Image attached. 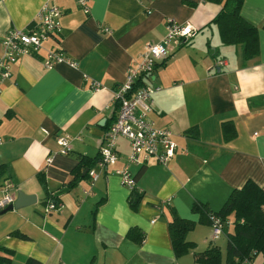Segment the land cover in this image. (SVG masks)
Wrapping results in <instances>:
<instances>
[{
  "label": "crops",
  "instance_id": "obj_1",
  "mask_svg": "<svg viewBox=\"0 0 264 264\" xmlns=\"http://www.w3.org/2000/svg\"><path fill=\"white\" fill-rule=\"evenodd\" d=\"M46 3L60 7L61 30L17 58L0 92V200L7 182L14 184L15 200L19 190L37 199L0 210L8 263L199 264L195 252L218 244L193 204L219 210L248 180L264 186V0H245L242 7L259 27L260 52L249 60L240 44L224 43L214 22L221 4L208 0H90L89 14L75 0H0V56L2 38L14 28L33 30ZM173 21L189 23L193 35L138 87H159L148 118L172 130L175 155L167 163L152 158L142 167L130 165L143 195L138 209L116 172L128 164L125 137L118 138L119 159L99 169L94 184L88 175L68 186L80 157L99 161L118 111L116 87L139 63L145 45L162 41ZM50 49L67 61L46 66ZM60 135L69 136L68 154L61 152ZM53 201L57 207L47 212ZM165 202L198 222L188 233L196 248L181 257L172 245V212L161 206ZM132 227L144 232L142 242L127 236ZM244 263L264 264V253Z\"/></svg>",
  "mask_w": 264,
  "mask_h": 264
},
{
  "label": "built area",
  "instance_id": "obj_2",
  "mask_svg": "<svg viewBox=\"0 0 264 264\" xmlns=\"http://www.w3.org/2000/svg\"><path fill=\"white\" fill-rule=\"evenodd\" d=\"M75 1L86 14L90 13V0ZM61 14L62 11L58 5L46 3L39 12L38 21L33 30L14 28L2 38L0 92L6 81L11 78L12 66L17 58L22 54L38 50L44 40L61 30ZM104 29L110 31L109 27ZM192 35L193 29L189 23L170 22L166 37L160 42L146 44L139 63L129 67L125 81L119 84L114 91V103L117 105L118 111L114 122L107 131L100 159L96 167L89 171L91 184L97 180L99 169L107 168L119 159L117 148L119 137H125L130 141V153L128 164L117 169L116 172L121 175L123 183L132 190L136 187L137 182L130 170L131 164L142 167L152 158H156L161 163H167L175 155L178 144L173 138L172 130L159 128L148 118V113L152 111L150 100L159 87L138 86L142 76L151 74L159 60L169 56L177 46L183 44ZM63 61H67V58L62 52L50 49L45 63L46 66L52 67L55 63ZM92 85V88L100 87L97 82H92ZM58 141L62 145L61 152L68 154L71 151L69 136L60 135ZM13 186L14 184L11 182L3 184L2 192L4 194L0 200V210L14 203L16 197L12 193ZM56 207L55 201L49 202L47 212ZM210 225L213 229L212 238L214 241L225 234L226 222L218 215L211 216Z\"/></svg>",
  "mask_w": 264,
  "mask_h": 264
},
{
  "label": "trees",
  "instance_id": "obj_3",
  "mask_svg": "<svg viewBox=\"0 0 264 264\" xmlns=\"http://www.w3.org/2000/svg\"><path fill=\"white\" fill-rule=\"evenodd\" d=\"M221 4V10L214 18L219 25L222 39L225 44H240L243 56L246 60L255 58L260 52L259 27L247 20L242 14L245 0H208ZM97 160L80 157L79 163L73 170V178L68 186H75L77 182L89 175V170L94 167ZM87 165V166H86ZM86 166V167H85ZM88 168V169H87ZM5 169L0 167V176ZM85 170L88 172L84 173ZM42 184H46V178L40 174ZM143 195L135 187L128 197L133 209H138ZM169 206V202L161 204ZM172 218L169 220L172 245L177 256L187 254L196 248V244L188 239V233L195 228L198 222L179 215L173 206L170 207ZM194 212L200 214V223L211 224V216L218 215L226 222L225 231L228 236L227 264H241L248 260L250 263L259 254L264 253V186H260L253 180H248L241 188L232 190L227 200L219 210H213L207 202H195L192 207ZM233 215V230L230 216ZM231 222V223H230ZM127 236L142 242L144 232L139 227H132ZM11 250L0 245V264H6L11 260ZM196 262L199 264H221L223 252L219 245L211 244L204 251H196ZM26 264H42L36 259H28Z\"/></svg>",
  "mask_w": 264,
  "mask_h": 264
},
{
  "label": "water",
  "instance_id": "obj_4",
  "mask_svg": "<svg viewBox=\"0 0 264 264\" xmlns=\"http://www.w3.org/2000/svg\"><path fill=\"white\" fill-rule=\"evenodd\" d=\"M36 201H37V199H36V195L35 194H27L23 190H19L17 199L14 201V203L9 205L2 212H6V211H9V210H13V209H19V208H22L25 205L33 204Z\"/></svg>",
  "mask_w": 264,
  "mask_h": 264
},
{
  "label": "rangeland",
  "instance_id": "obj_5",
  "mask_svg": "<svg viewBox=\"0 0 264 264\" xmlns=\"http://www.w3.org/2000/svg\"><path fill=\"white\" fill-rule=\"evenodd\" d=\"M230 220H231L232 224L230 225L229 230L232 231V230H233V221H234V217H233V215L230 216ZM231 222H230V223H231ZM211 233H213V230H212ZM225 234H226V231H225ZM225 234L222 235L221 238L218 239V240L216 241V243H217V244L221 247V249H222L223 256H225V258H222V263H221V264H227L228 236H226ZM208 244H209V243H208ZM207 247H208V246H207ZM261 254H263V253H259L257 256H259V255H261ZM257 256H256V257H257ZM17 261H18V260H17ZM16 263L19 264V261L16 262ZM6 264H9V263H6ZM241 264H245V263L242 262ZM246 264H247V263H246Z\"/></svg>",
  "mask_w": 264,
  "mask_h": 264
}]
</instances>
